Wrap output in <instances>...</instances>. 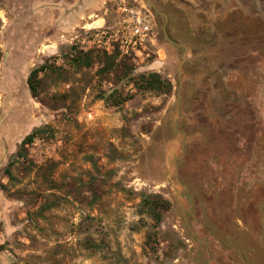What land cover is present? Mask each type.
<instances>
[{
    "label": "rangeland",
    "instance_id": "374dc122",
    "mask_svg": "<svg viewBox=\"0 0 264 264\" xmlns=\"http://www.w3.org/2000/svg\"><path fill=\"white\" fill-rule=\"evenodd\" d=\"M118 2L0 0V264H264V0H125L152 28L129 78L73 72L69 53L116 46ZM45 61L70 81L40 75L35 98ZM149 72L168 96L133 85ZM131 192L170 201L158 228Z\"/></svg>",
    "mask_w": 264,
    "mask_h": 264
},
{
    "label": "trees",
    "instance_id": "16d2710c",
    "mask_svg": "<svg viewBox=\"0 0 264 264\" xmlns=\"http://www.w3.org/2000/svg\"><path fill=\"white\" fill-rule=\"evenodd\" d=\"M123 57V58H121ZM128 57V56H127ZM126 56H121L118 46L112 48L111 51L88 49L75 50L68 54L64 64H67L73 72L80 71L84 68H89L94 64H97L96 75L101 79H105L112 74L113 77L118 76L120 79L129 78L132 72V67L129 66ZM54 79L56 85L59 83L69 82L68 69L63 65H56L55 63L43 62L38 67L30 71L27 77L28 90L32 97H37L39 92L44 89V78ZM133 85L142 90L153 92L159 96H168L172 90V83L167 77L161 76L158 72H149L147 74H139L132 79ZM55 97V95L53 96ZM130 97V94H121L116 89L113 90V94H103L101 100L113 107L121 106ZM45 104V100L40 101ZM51 133L49 125L34 128L28 133L19 143L15 156L18 158L26 159V146L31 144L33 140L39 134ZM11 164L9 163L4 169V175L11 179L12 174L10 170ZM139 196V214H146L153 222L154 228H158L162 222V216L165 212L169 211L171 207L170 201L158 193H146V192H131ZM94 197H97L96 190H92ZM43 209L52 208L53 205L44 204ZM155 233V232H154ZM151 236H148V241H151Z\"/></svg>",
    "mask_w": 264,
    "mask_h": 264
},
{
    "label": "built area",
    "instance_id": "2783aa9c",
    "mask_svg": "<svg viewBox=\"0 0 264 264\" xmlns=\"http://www.w3.org/2000/svg\"><path fill=\"white\" fill-rule=\"evenodd\" d=\"M118 1L117 9L125 18L116 32L114 42L119 48L120 55L125 56L137 50V46L145 38H150L152 28L147 15L141 8L129 6L125 0ZM85 118L92 119V114L90 112L85 113Z\"/></svg>",
    "mask_w": 264,
    "mask_h": 264
},
{
    "label": "flooded vegetation",
    "instance_id": "af4514ba",
    "mask_svg": "<svg viewBox=\"0 0 264 264\" xmlns=\"http://www.w3.org/2000/svg\"><path fill=\"white\" fill-rule=\"evenodd\" d=\"M26 81H27V80H26ZM26 84H27V83H26ZM27 87H28V86H27ZM25 136H26V135H25ZM25 136H24V137H25ZM24 137H23V138H24ZM23 138H22V139H23ZM22 139H21V140H22ZM21 140H20V141H21Z\"/></svg>",
    "mask_w": 264,
    "mask_h": 264
}]
</instances>
